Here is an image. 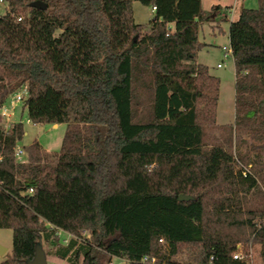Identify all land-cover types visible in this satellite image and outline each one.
<instances>
[{"label": "trees", "instance_id": "1", "mask_svg": "<svg viewBox=\"0 0 264 264\" xmlns=\"http://www.w3.org/2000/svg\"><path fill=\"white\" fill-rule=\"evenodd\" d=\"M35 1L0 0V103L27 86L21 114L66 131L58 154L34 142L19 162L24 124L0 125V229L12 230L1 264H29L38 245L67 264H264V0L230 23L227 140L208 135L221 82L196 58L202 25L228 21L230 8L40 0L43 11ZM134 1L154 10L148 28L135 22ZM206 223L252 232L206 233ZM250 249L253 262L233 258Z\"/></svg>", "mask_w": 264, "mask_h": 264}, {"label": "rangeland", "instance_id": "2", "mask_svg": "<svg viewBox=\"0 0 264 264\" xmlns=\"http://www.w3.org/2000/svg\"><path fill=\"white\" fill-rule=\"evenodd\" d=\"M215 5H220L223 9L230 8L229 20L236 21L242 9H257L259 7L258 0H202V6L205 11H210ZM5 13V5H0V14ZM133 16L137 24L148 28L150 22L154 18V10L150 6H144L138 1L133 2ZM220 18L212 22L204 23L199 31V40L205 46L197 54V63L208 67L209 73L220 79V95L217 105V119L214 131H209L208 135L221 134L223 140H227L231 135L234 139L235 124V67L232 56L225 58V53L230 50L228 21H219ZM221 68H218V65ZM0 86L7 89L6 82L0 81ZM21 90V89H20ZM18 90V91H20ZM17 91V92H18ZM16 93V92H15ZM8 94L5 101L6 106L10 107L11 97L15 94ZM23 103L16 104L14 115L11 120L15 123L21 121L24 124L25 135L19 143L20 147L28 146L34 142H38L48 153L55 155L60 152L63 137L66 131L65 124L57 126L53 124H33L30 122L27 111L24 110ZM3 122H6L4 120ZM0 120V125L4 126ZM13 123L7 124V126ZM221 127L222 130L220 129ZM245 150V147H241ZM206 233L220 234H250L251 229L247 226H237L232 224L206 223L204 225ZM66 236H62L61 240ZM0 245L7 249L4 256L0 255V261L11 255L12 249V230L0 229ZM47 252L49 248L44 247ZM47 264H67L66 262L54 258L47 257ZM114 264H124L115 261Z\"/></svg>", "mask_w": 264, "mask_h": 264}, {"label": "built area", "instance_id": "3", "mask_svg": "<svg viewBox=\"0 0 264 264\" xmlns=\"http://www.w3.org/2000/svg\"><path fill=\"white\" fill-rule=\"evenodd\" d=\"M21 20V19H19ZM227 52L225 53V58H229L230 56H232V51H231V48L230 50L228 51L227 49H225ZM222 66L219 64L218 65V68H221ZM28 98V88L27 86L23 87L20 91L16 92L12 97H11V101H10V107L8 108L6 106V104H1L0 103V120L3 122L4 120H6V122H3L4 124V128L6 130H8V128L10 126H7V124L9 123H14L11 118L12 116L14 115V111H15V107H16V104L18 103H23L27 100ZM31 122V121H30ZM1 124V123H0ZM34 124V123H33ZM36 125V124H35ZM26 153L24 151V148L23 147H20L19 145L17 146L16 150H15V158L17 161L19 162H24L26 160ZM2 158V155L0 153V159ZM242 168V172H243V175L246 176L248 173H249V170L247 168H244V167H241ZM252 232V231H251ZM59 237H62V236H66L64 239H62V241L64 243H67L68 239L71 237L70 234H67L65 232H63L62 230L59 231ZM162 241V240H161ZM233 258L235 260H243L244 258H248L249 260H251L253 262V253H252V250L250 249L249 250V254L247 256H245L244 254L242 253H235L233 255ZM115 261L112 262V264H114ZM117 262H123L125 264V261L121 260V261H117ZM143 262L146 263L148 262V258H144L143 259ZM151 263L154 264L155 263V259H152L151 260Z\"/></svg>", "mask_w": 264, "mask_h": 264}, {"label": "water", "instance_id": "4", "mask_svg": "<svg viewBox=\"0 0 264 264\" xmlns=\"http://www.w3.org/2000/svg\"><path fill=\"white\" fill-rule=\"evenodd\" d=\"M30 7L36 8L38 10H43V11L48 9V5L40 0L32 2L30 4ZM136 39L137 38H135V40ZM189 200H194V198L190 196H186V195L180 196V201H189ZM6 252H7V249L0 245V255L4 256ZM29 264H47V256L40 245L37 246L35 257L33 261H31Z\"/></svg>", "mask_w": 264, "mask_h": 264}, {"label": "crops", "instance_id": "5", "mask_svg": "<svg viewBox=\"0 0 264 264\" xmlns=\"http://www.w3.org/2000/svg\"><path fill=\"white\" fill-rule=\"evenodd\" d=\"M230 12H231V11H230ZM238 18H239V17H238ZM228 22H229V24H230L232 21H231V20H229ZM235 75H236V74H235ZM55 126H57V125H55ZM2 261H3V260H2ZM2 261H0V264H1V262H2Z\"/></svg>", "mask_w": 264, "mask_h": 264}]
</instances>
